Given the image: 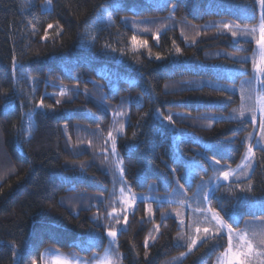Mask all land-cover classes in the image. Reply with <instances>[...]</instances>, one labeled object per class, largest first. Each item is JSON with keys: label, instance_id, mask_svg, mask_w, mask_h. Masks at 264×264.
Here are the masks:
<instances>
[{"label": "trees", "instance_id": "1", "mask_svg": "<svg viewBox=\"0 0 264 264\" xmlns=\"http://www.w3.org/2000/svg\"><path fill=\"white\" fill-rule=\"evenodd\" d=\"M258 23L256 0H0V264H215L228 240L198 221L264 222V150L241 178L237 117ZM223 171L204 216L174 194Z\"/></svg>", "mask_w": 264, "mask_h": 264}, {"label": "rangeland", "instance_id": "2", "mask_svg": "<svg viewBox=\"0 0 264 264\" xmlns=\"http://www.w3.org/2000/svg\"><path fill=\"white\" fill-rule=\"evenodd\" d=\"M259 9V23L256 27L252 29H244L241 35H238L240 39L245 41H250L254 44V52L252 55L253 61L256 63L253 67V73L249 80L245 81L248 82V85H241L243 86L240 90V87L237 89V94L240 98V103L238 105V115L239 119H243L245 121H249L252 124V133L249 135L250 137V145L247 147V151L244 155V162L242 168L244 169L241 171L239 175L241 178H247L250 173L253 171L255 166V155L254 150H264V139H261V136L264 135L261 132L259 127L261 117H262V108H264V89L261 86L262 83L257 81L261 77V73L257 71V68L260 66H264V50H261L259 45L256 44V40L259 38L260 35V25L264 22V8H261L260 4L258 3ZM255 29V31H253ZM230 36L233 37L231 33ZM236 40V36L233 37ZM255 116L256 121L255 123L251 122V117ZM249 147L252 148V152L249 153ZM234 172H230L228 180H224L223 177L216 178V174L210 176V179L207 181H202L198 187L195 189V192L192 194H187L185 189H179L176 191L177 194L179 192L180 195L187 196L190 199V202L185 204L186 209H190L191 213L193 214L195 208L198 209V213L204 216V212L202 211L201 206H205L204 203L207 205V200L209 195L211 194L212 190L217 187L219 184H223L229 182L231 177L233 176ZM174 194L168 198H159L156 195L154 196H145V195H134L130 194L126 197L125 203L127 204L128 210L131 209L137 202H157L158 204H163L167 202L177 201L173 196ZM131 207V208H130ZM206 219H201L198 221L200 224L196 230L199 234L201 232V238L207 236V232L209 233H218L221 235H225L228 240V248L219 256L216 260L215 264H231L233 255L237 253H247V261L249 264H264V222H255V223H245L241 231H231L229 233L228 228L225 227L222 223L218 222V225L214 223L205 222ZM218 227L219 230L216 228ZM205 229L208 231L205 232ZM231 237V239H230ZM195 243L197 241L196 237L192 238ZM251 245V251H249L248 245ZM42 264H89L85 261H79L78 259L72 260L71 258L66 257L61 253H55L51 259L47 261H43ZM95 264H114L112 261V257L109 253H105L101 260Z\"/></svg>", "mask_w": 264, "mask_h": 264}, {"label": "snow or ice", "instance_id": "3", "mask_svg": "<svg viewBox=\"0 0 264 264\" xmlns=\"http://www.w3.org/2000/svg\"><path fill=\"white\" fill-rule=\"evenodd\" d=\"M258 3L260 4L261 8H264V0H258ZM225 27H228V25H225ZM253 31H255V29H253ZM259 31H260V35H259V38L256 40V44L259 45L261 50H264V22L261 23ZM232 35H233V37H235L237 35V33L233 32ZM155 38L158 40L159 36H156ZM132 42H133V44H137L138 43L136 41L135 37H133V41ZM139 43L141 45H143V46H147V41H140ZM177 51H179V49H177ZM157 58L159 59V57H157ZM257 71L259 73H261L262 75H264V66L258 67ZM41 106H42V102H41ZM167 120L169 122H171L172 117L171 116L167 117ZM255 121H256V117L255 116L251 117V122L255 123ZM259 127L261 129L262 134H264V108H262V117H261V121H260ZM261 139H264V135L261 136ZM113 151H115V145H113ZM248 151H249V153H251L252 152V148L249 147ZM217 163H219V161H217ZM221 175H222L224 180H228L230 173L228 171H223L221 173ZM213 216H214V218L218 219V216H217L216 213H213ZM124 219H125V222H127V216H125ZM218 222L222 223L219 220H218ZM197 231H199V230H197ZM207 231L208 230L205 229V232H207ZM228 231H229V233H231L232 229L228 228ZM107 235L109 237H113L114 238V237H116L117 233L115 231H109L107 233ZM230 239H231V237H230ZM194 243H195V241H193V244ZM248 248H249V251H251V245L250 244L248 245ZM247 255H248L247 253H243V252L233 255L231 264H249V262L246 259Z\"/></svg>", "mask_w": 264, "mask_h": 264}]
</instances>
